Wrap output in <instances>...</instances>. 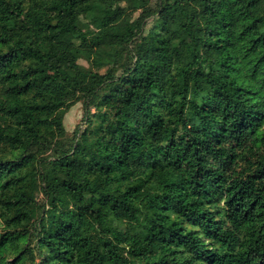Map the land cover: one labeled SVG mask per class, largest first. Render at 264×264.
I'll return each mask as SVG.
<instances>
[{
    "label": "trees",
    "instance_id": "obj_1",
    "mask_svg": "<svg viewBox=\"0 0 264 264\" xmlns=\"http://www.w3.org/2000/svg\"><path fill=\"white\" fill-rule=\"evenodd\" d=\"M0 264H264V0H0Z\"/></svg>",
    "mask_w": 264,
    "mask_h": 264
},
{
    "label": "rangeland",
    "instance_id": "obj_2",
    "mask_svg": "<svg viewBox=\"0 0 264 264\" xmlns=\"http://www.w3.org/2000/svg\"><path fill=\"white\" fill-rule=\"evenodd\" d=\"M138 14H139V11L136 12L134 16H137ZM43 19H44L43 16L37 15L34 19L35 24L40 26ZM129 21H130L129 19H124L123 23L128 24ZM151 24L152 23L149 24L148 28L151 26ZM66 38H69V35H66ZM75 54H76V57L79 63L85 66H90L88 53L77 50ZM84 115H85V108H84L83 101L80 97H76L75 99L71 101L69 107L65 110V114H64V124L67 129V136L69 138L74 137L75 130L79 125L84 126L83 125ZM226 149H229L228 146H226ZM42 198H43V195L40 193L39 199H42Z\"/></svg>",
    "mask_w": 264,
    "mask_h": 264
}]
</instances>
